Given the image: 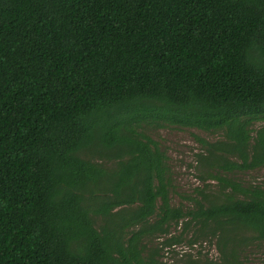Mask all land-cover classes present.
I'll return each instance as SVG.
<instances>
[{"label": "trees", "instance_id": "16d2710c", "mask_svg": "<svg viewBox=\"0 0 264 264\" xmlns=\"http://www.w3.org/2000/svg\"><path fill=\"white\" fill-rule=\"evenodd\" d=\"M163 127L221 134L197 138L217 194L171 203ZM262 166L264 0H0V264H162L199 239L220 257L185 264H244L264 187L228 173Z\"/></svg>", "mask_w": 264, "mask_h": 264}, {"label": "rangeland", "instance_id": "374dc122", "mask_svg": "<svg viewBox=\"0 0 264 264\" xmlns=\"http://www.w3.org/2000/svg\"><path fill=\"white\" fill-rule=\"evenodd\" d=\"M148 132L159 142L161 149L168 156L173 185L170 198L173 205L192 206V201L188 199V196H195L197 187L207 185V193H218L219 186L216 179L207 178L206 181H203L199 176L200 173H203V169L206 170V167L199 162L197 157L198 153H204L197 138L203 137L214 141L221 138L220 133H212L199 128L177 127L151 129ZM228 176L244 185H261L264 187V166L228 173ZM180 228L181 225L178 228L173 227L170 234L178 233ZM165 238L166 236L156 235L146 238L144 241L148 248L154 249ZM198 251L202 252L201 258L203 259L205 257L212 259L220 257L216 239H199L192 246L187 242L167 246L160 251L159 257L162 264H185L186 254L197 255ZM241 259L244 264H264V240L252 239L241 253Z\"/></svg>", "mask_w": 264, "mask_h": 264}]
</instances>
